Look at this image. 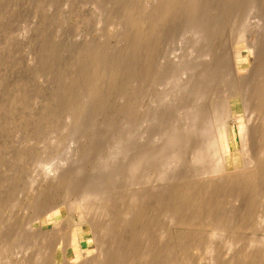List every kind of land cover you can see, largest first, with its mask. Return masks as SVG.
<instances>
[{
	"label": "rangeland",
	"instance_id": "374dc122",
	"mask_svg": "<svg viewBox=\"0 0 264 264\" xmlns=\"http://www.w3.org/2000/svg\"><path fill=\"white\" fill-rule=\"evenodd\" d=\"M263 7L0 0V264H206L219 151L264 171ZM257 187L220 264L261 254L246 244L263 239Z\"/></svg>",
	"mask_w": 264,
	"mask_h": 264
},
{
	"label": "bare ground",
	"instance_id": "6f19581e",
	"mask_svg": "<svg viewBox=\"0 0 264 264\" xmlns=\"http://www.w3.org/2000/svg\"><path fill=\"white\" fill-rule=\"evenodd\" d=\"M235 95H238V94L235 93L232 96L227 95V96H222L219 98L216 104L218 116L219 115L223 116L226 101H228L229 98ZM243 101H244V105L245 103L247 105L245 97ZM248 103H251V102H248ZM260 107H262V105ZM252 108L250 109L251 111L253 110ZM248 127L246 128V130H249L251 128L249 127L248 129ZM256 131L258 130L256 129ZM251 132L253 133V131ZM225 133H226L225 128L221 126L218 129V134L217 135L215 134L216 146L218 145L220 146L222 143H224V139H225L224 136H226ZM252 136L254 137V135ZM249 137H250L249 133L247 134V131H245L244 128L243 129L241 128L240 129V140L245 142V144H248V141H249V145H251ZM217 151H218V148H217ZM228 152L224 150V148H223V154H221L219 151L217 155L218 156L217 158H219V161L217 160V162H219L218 163L219 165L222 164V168L220 166V170L222 171L219 172L215 181L207 183L206 192L204 191L206 193L207 219L210 225V229L212 231L209 234V241L207 242L208 245H207L206 250L208 253V258H207L206 264H220L219 257L221 256L220 255L221 252H220V248H217L216 246V241L218 242L219 246L222 245L225 250L227 251L231 250L232 242L230 243L227 242L228 244L225 243L223 239V235H222L223 232H225L224 230L226 228H228V230L232 229L233 231L234 230L246 231V230L251 229L249 224L251 221V217L253 215V209H254L253 207L257 205L260 201L258 198L257 189H256L258 188L257 184L259 185V183H262V182L264 183V171L263 170L262 171H259V170L254 171V170H249V169L248 170L247 169L227 170L225 168V164H226L225 158ZM243 163H244V160H243ZM216 169H218L217 166H216ZM240 203L244 206H242L241 209L236 208V210H234V212L232 213L233 215H231V212L229 213L228 211H224L226 206L232 205V204L239 206ZM253 203H254V206H252ZM261 207L262 209H264V203ZM253 228L256 229L258 232L262 233L263 239L254 240V241L251 240L250 242L246 244L248 248H251V247L254 248L255 246L260 248L261 254L257 256L256 258H247L245 254L243 253V250L235 251L231 253L230 259H228V262L230 264H264V216L257 221L256 226ZM227 253L229 254V252Z\"/></svg>",
	"mask_w": 264,
	"mask_h": 264
}]
</instances>
